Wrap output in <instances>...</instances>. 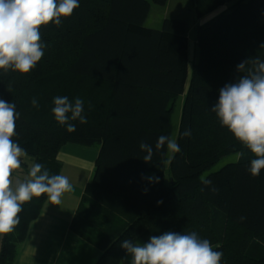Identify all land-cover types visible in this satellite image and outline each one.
Returning <instances> with one entry per match:
<instances>
[{"label": "trees", "instance_id": "1", "mask_svg": "<svg viewBox=\"0 0 264 264\" xmlns=\"http://www.w3.org/2000/svg\"><path fill=\"white\" fill-rule=\"evenodd\" d=\"M166 1L79 0L59 26H42L44 55L36 67L27 74L0 69V98L19 113L12 139L49 175H59L64 144L99 147L72 221L75 232L100 248L94 264H123L124 240L142 245L168 231L209 240L223 253L220 264H264V169L251 175L255 156L211 110L219 89L246 74L238 64L249 61L251 68V60H264V0H192L196 17L229 5L196 28L190 73L187 21L165 18L159 29L144 26L150 2ZM183 93L176 134L181 150L172 153L166 184L168 149L155 144L161 135L171 137ZM57 96L82 99L87 123L70 120L74 132L59 124L52 112ZM186 129L190 136L182 135ZM142 141L153 147L150 162L143 160ZM232 153L244 154L200 178ZM46 198L22 205L19 224L1 236L0 264H13Z\"/></svg>", "mask_w": 264, "mask_h": 264}, {"label": "clouds", "instance_id": "2", "mask_svg": "<svg viewBox=\"0 0 264 264\" xmlns=\"http://www.w3.org/2000/svg\"><path fill=\"white\" fill-rule=\"evenodd\" d=\"M78 7L79 0H0V69L5 73L9 70L29 73L44 55L40 28L49 23L59 26L61 18L70 17ZM248 63L244 61L237 65L238 71L246 74L219 89V99L211 110L220 124L255 156L249 172L259 176L264 169V60H251V68L246 67ZM31 103L33 107L39 106L35 98ZM53 104L56 121L66 125L68 132L76 131L70 120L87 123L82 115V99L76 98L73 103L67 96H57ZM15 109V104L0 98V235L15 229L20 222L22 205L33 197L46 194L51 204L59 205L64 193L72 191L73 187L67 176L49 175L40 163L32 164L23 180L13 181V173L21 168V158L27 155L12 139L16 135L19 116ZM182 135L190 136L191 131L186 129ZM165 145L172 153L181 150L176 139L159 136L156 150ZM139 147L146 152L143 160L150 162L152 145L142 141ZM150 179L158 182V178ZM202 182L211 184L209 180ZM121 247L132 257L131 264H220L223 256L222 252L213 249L209 240L201 239L195 232L168 231L150 237L149 242L142 245L124 240Z\"/></svg>", "mask_w": 264, "mask_h": 264}, {"label": "crops", "instance_id": "3", "mask_svg": "<svg viewBox=\"0 0 264 264\" xmlns=\"http://www.w3.org/2000/svg\"><path fill=\"white\" fill-rule=\"evenodd\" d=\"M98 152V146L76 143L61 146L57 154L61 162L59 175L68 177L72 191L64 193L59 205L45 199L25 239L17 247L13 264H94L97 261L100 248L75 232L72 221L92 178ZM129 256L123 259V264H130Z\"/></svg>", "mask_w": 264, "mask_h": 264}, {"label": "rangeland", "instance_id": "4", "mask_svg": "<svg viewBox=\"0 0 264 264\" xmlns=\"http://www.w3.org/2000/svg\"><path fill=\"white\" fill-rule=\"evenodd\" d=\"M228 5L229 2L223 4L222 6H219L217 9L213 10L212 12L202 17H196V15L193 12L192 0H167L164 5H157L150 2L149 13L144 22V26L149 28L159 29L161 27L162 21L165 18L184 19L187 21L188 57H189V73H190V68L197 59V47L194 42L196 28L200 25L205 24L207 21L210 20L209 19L210 17L216 16L219 12L227 8ZM187 85H188V81L185 85V91ZM183 96L184 93L176 99L175 109L171 118V137L174 139H176ZM93 147H95V145ZM246 153L249 155H253L250 151H247ZM243 154L244 153H232L222 156L214 165L204 170L201 173L200 178L201 179L205 178L209 173L219 170L227 163L235 162L238 158L242 157ZM171 156H172V152L168 151L164 165V171H163L164 180L166 184H169L170 182L169 160ZM21 160H22L21 168L13 173V177H12L13 181L17 179L23 180L27 176V172L29 171L31 165L33 164L32 160H30V158L27 156L22 157ZM150 175H152V173H150ZM1 236L2 235H0V240H1ZM128 258H129V263L131 264L132 257L129 256Z\"/></svg>", "mask_w": 264, "mask_h": 264}]
</instances>
